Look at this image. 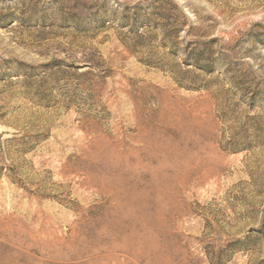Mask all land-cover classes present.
I'll return each mask as SVG.
<instances>
[{
    "label": "rangeland",
    "instance_id": "obj_1",
    "mask_svg": "<svg viewBox=\"0 0 264 264\" xmlns=\"http://www.w3.org/2000/svg\"><path fill=\"white\" fill-rule=\"evenodd\" d=\"M0 264H264V0H0Z\"/></svg>",
    "mask_w": 264,
    "mask_h": 264
}]
</instances>
